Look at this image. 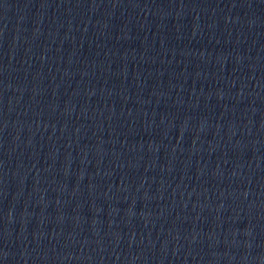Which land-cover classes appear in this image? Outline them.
Returning a JSON list of instances; mask_svg holds the SVG:
<instances>
[{"label": "water", "instance_id": "water-1", "mask_svg": "<svg viewBox=\"0 0 264 264\" xmlns=\"http://www.w3.org/2000/svg\"><path fill=\"white\" fill-rule=\"evenodd\" d=\"M0 264H264V0H0Z\"/></svg>", "mask_w": 264, "mask_h": 264}]
</instances>
